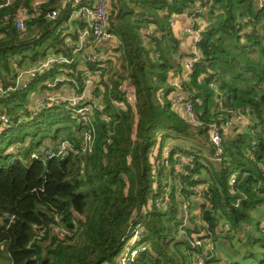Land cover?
Listing matches in <instances>:
<instances>
[{
	"label": "trees",
	"instance_id": "16d2710c",
	"mask_svg": "<svg viewBox=\"0 0 264 264\" xmlns=\"http://www.w3.org/2000/svg\"><path fill=\"white\" fill-rule=\"evenodd\" d=\"M31 1L0 6V82L5 89L16 87L19 68L51 51L71 55L58 32L69 12L54 20L47 16L59 0L43 3L42 14L29 19L24 31L16 28L14 19L5 18L23 3L30 7ZM115 2L110 27L121 41L123 71L113 75V87L103 92L107 119L92 114V150H84L88 124L73 119L63 105L36 115L31 109L30 101L36 100L29 94L61 75L59 67L0 96L12 121L0 131V249L7 244L10 258L5 262L0 257V264H119L118 255L138 225L145 230L135 245L147 248L127 264H189L190 256L204 249L193 248L189 237L207 229L216 248L221 236L248 225L258 228V236L249 238L264 242V221H252V211L264 205V10H258L254 0L216 1L220 13L212 14L205 31L203 62L182 84L201 123L195 124L168 98L173 90L169 73L182 66L170 17L184 12L190 0ZM167 6L169 12L158 16ZM244 15L250 16L253 32L242 40L237 24ZM152 22L158 29L146 41L142 31ZM126 76L136 87L137 104L121 109L115 101L124 100L119 86ZM226 109L243 111L247 123L223 133L219 154L210 125L227 127L232 114ZM174 137L199 143L192 148L174 145L167 167L161 163L164 144ZM46 139L52 142L44 144ZM65 140L73 147L56 155ZM157 148L159 165L152 160ZM190 156L193 162L184 163L186 172L180 171L178 163ZM198 185L204 186V195L196 190ZM165 196L171 203L168 209L158 205ZM217 257L215 251L209 261ZM257 264H264V257Z\"/></svg>",
	"mask_w": 264,
	"mask_h": 264
},
{
	"label": "built area",
	"instance_id": "2783aa9c",
	"mask_svg": "<svg viewBox=\"0 0 264 264\" xmlns=\"http://www.w3.org/2000/svg\"><path fill=\"white\" fill-rule=\"evenodd\" d=\"M14 0H6V3L0 4V6L7 5ZM48 0H32L30 7L26 4L20 5L14 12L7 13L5 18L7 20L14 19L16 28L21 32L26 29L27 21L33 17L37 18L42 14L41 5L46 3ZM128 4H131L133 0H126ZM172 3L174 0H168ZM217 0H190L187 6V12L189 15L186 17L187 25L184 27L183 32L186 39L190 42L189 55L185 58L183 63L182 80L183 82L189 81L191 74L198 63L203 62V51L201 44L204 41L205 31L208 27L206 22H202L200 17L206 11H218L215 8ZM111 0H59L56 7L47 12V16L50 19H58L61 16L62 11H68V18L59 28L58 32L62 34V37L66 41V44L71 48V55L64 53H54L51 51L47 56L37 59V61L31 66H24L18 69L16 87H9L5 89L0 85V96L6 94L8 90L16 89L17 87L25 88L29 82L34 78L43 74L44 72L51 70L55 67H59L62 74L58 75L53 80L45 81L43 86L44 93L40 94L39 97H34L36 102L33 104V113L36 115L43 109H47L53 105H63L70 113L71 117L78 118V121H84L88 124V129L85 132V145L84 150H92V135L89 133L94 130V121L92 114L99 112L102 118L107 119V115L104 112V101L103 92L106 88L113 87L112 78L107 75V70L110 68L106 62L105 51L99 50L98 44L101 41H106L109 45L112 43L114 46H120L121 41L117 34L110 27V8ZM254 5L258 10H264V0H254ZM169 6L165 7L161 12L168 13ZM175 14L171 15V22H176ZM78 22V23H77ZM79 23L82 25L79 26ZM237 28L242 34V40L245 34L253 32V26L250 21V16L244 15L239 19ZM154 33L153 30L143 29V38L148 41L150 34ZM161 36V35H160ZM158 53L157 55H159ZM83 65H79V63ZM81 76H86L88 81L80 83ZM100 83L101 87V101L96 100L92 95L89 87L91 83ZM72 88V93H63L65 86ZM211 87H216L212 82ZM120 90L124 94V100L115 101V104L121 109H126L127 105H131L134 108L137 104V92L136 87L132 83L130 77L126 76L122 79L120 84ZM164 92H159V96H163ZM168 98L172 101L173 105H183L186 117L195 124H201L198 121L197 113L194 109L192 100L183 91L182 86L180 88L173 89L169 94ZM219 107L225 110L223 101H219ZM232 114L227 127L216 122L210 126V139L219 147L218 153L222 152V141L223 133H226L233 128L235 125H242L246 121V116L243 111H236L233 109H226ZM0 131L2 128L11 126L12 121L7 112L3 111L0 113ZM230 127V128H229ZM68 147H73V144L65 140L61 143V146L56 151V155H63L67 153ZM49 155H54L53 150H46ZM159 149L157 148L153 154L152 160L156 165H159L158 158ZM164 157L161 163L165 166H169L168 160L169 150L164 152ZM32 157H38L37 154L33 153ZM221 160L220 157L216 158ZM193 162V157H184L177 168L186 172L184 169V163ZM232 183L235 182V178H232ZM204 186L198 185L196 190L199 194H205L203 192ZM160 207L168 209L171 205L168 196L161 197L158 203ZM148 209L152 208V202L148 204ZM189 219L185 220V223L181 227V232L186 233L184 227L188 225ZM222 230V228H220ZM145 230V227L138 225L130 233L128 242L124 249L118 255L119 264H127L133 261L135 257L144 251L146 245H135L140 239L141 234ZM65 233L61 230V234ZM212 232L207 229L201 233H195L189 237L190 243L193 248L202 246L203 252L201 254H195L190 256L189 264H212L209 259L212 257V253L216 251L215 240L212 237ZM209 236V237H203Z\"/></svg>",
	"mask_w": 264,
	"mask_h": 264
},
{
	"label": "crops",
	"instance_id": "0c3cea01",
	"mask_svg": "<svg viewBox=\"0 0 264 264\" xmlns=\"http://www.w3.org/2000/svg\"><path fill=\"white\" fill-rule=\"evenodd\" d=\"M115 1H117V0H111L110 8L112 7L111 4L113 5ZM216 7H217V3L215 5V8ZM158 12H159L158 16H163L165 14V13H162L161 10H158ZM216 13L217 14L220 13V10L217 11V12H215V11H206L205 13H203L201 15L200 20L202 22H206L208 24V26H209L211 24V21H212L211 20L212 14H216ZM175 15H176L175 16L176 22H174V23L171 22V17H170V22H171V25H172V30H173L175 36L177 37V39L179 41V49H180V52L182 54V59L181 60H182V65H183L184 60L189 55V50H190V42H189L188 39L185 38L184 32H183L184 27L187 25V19L188 18L186 16L189 15V13L187 12V6L185 7L184 12L176 13ZM144 28L148 29V30H153L155 32L158 29V25L156 23L152 22V23L145 24ZM158 35L162 36V34H160V33H158ZM97 48L99 50H103L104 49V51H105L106 49L109 48V44L106 41L103 40V41L99 42ZM118 49H119V47H118ZM122 71H123V67L121 68V70L113 69L112 72L107 73V75L111 77L112 75H115V73L122 72ZM181 75L182 74L179 71L178 72L177 71L176 72L170 71L169 78H168V84L173 89L180 88L182 86V84L184 83L183 80H182V76ZM81 82L84 83L85 81L82 79L80 81V83ZM68 86H65V88H64L65 90L62 91L63 93L64 92L65 93H72V88L70 89ZM97 87L99 88L98 90L96 89ZM42 89H43V86H39L38 92L36 90L34 93H32L31 97H36V98L39 97L40 94L44 93V90L42 91ZM89 90L91 91L92 95L96 98V100L101 101L100 100L101 99L100 83L94 82L92 87H89ZM93 93L94 94L97 93L99 96L96 97ZM34 103L32 102V104H34ZM174 107L177 109V111L182 116H186V112H185V109H184L183 105H179V106H175L174 105ZM252 219H253L252 220L253 221V225H255L256 223H258L260 221H264V205L261 206V207H258L257 209L252 211ZM248 226H245L242 230L238 229V230L235 231L236 237H246V238H243V242H244L243 244L244 245H247V242H249V237H247V234L251 235V232H250ZM225 237L228 238L229 235H223V236H221V238L218 239V242H217V246L218 247L217 248L219 249V251L217 253L218 254V257H217L218 262H216V263H218V264H229V263H233L235 261H241V262H245V263L257 264V261H259L260 258L259 259H256L254 257L251 258L249 254H244L243 256H234L233 254H229V252L225 249L224 246H222L223 244L221 243L223 240H225ZM260 257H262V256H260Z\"/></svg>",
	"mask_w": 264,
	"mask_h": 264
},
{
	"label": "rangeland",
	"instance_id": "374dc122",
	"mask_svg": "<svg viewBox=\"0 0 264 264\" xmlns=\"http://www.w3.org/2000/svg\"><path fill=\"white\" fill-rule=\"evenodd\" d=\"M116 5H118V2H114V4L112 5L111 4V9H112V12H115L116 11ZM218 10V8H217ZM219 11V10H218ZM216 12V11H215ZM217 14V13H216ZM78 23V22H77ZM116 33V32H115ZM117 34V33H116ZM118 36V35H117ZM66 43V41H65ZM119 47V46H118ZM117 46H114L112 43L109 45V48L105 50V58H106V62L109 64L110 68L107 70L108 73L112 72L113 69H119L121 70V68L123 67L122 64H123V59H122V49H118ZM179 61V58H176V62ZM79 65H83V63H79ZM182 71H183V65L181 66V70L179 69V72L182 74ZM178 72V71H177ZM117 74V73H115ZM80 78H82L85 83L86 81L88 80L86 76H81ZM82 84V82H81ZM0 85H2V83L0 82ZM92 83H91V87H92ZM97 90L99 89L98 87L96 88ZM96 91V90H95ZM40 94V93H39ZM94 94V93H93ZM29 95L32 96V94L30 93ZM96 97H98L99 95L96 93L94 94ZM40 96V95H39ZM34 98V97H32ZM30 106H31V109L33 107V104L31 103L30 101ZM7 106L3 105V104H0V113L3 111V110H7ZM30 109V110H31ZM22 110V109H20ZM19 110V111H20ZM22 112V111H20ZM245 123H247V120L245 121ZM1 124V123H0ZM1 126V125H0ZM52 141L51 140H45L44 141V144H50ZM199 143V140L196 139V138H186V137H180V138H173L172 140L170 139H167L165 141V144L164 146L166 147L164 152L166 150H169L170 148H172L174 145L176 146H185L186 148H192V147H195L197 144ZM43 144V145H44ZM30 145V138L28 137L27 141L25 142V147H29ZM43 145L41 147V149L43 148ZM26 148V149H27ZM85 217L84 216H81L80 217V220H84ZM249 227V230L251 232V235L253 234L255 237L258 236V233H257V230L258 228L256 226H248ZM244 231V230H243ZM255 234H254V233ZM234 233H230L229 237H225V240H223L221 243L223 244L222 246L225 247V249L229 252V254H233L234 256H243L244 254H249L251 258H256V259H261L263 256H264V242L263 241H260V240H256L253 239V238H249V242H247V245H244L243 243V238H246V237H236V235ZM180 236V235H179ZM182 237V236H180ZM179 237V238H180ZM247 237H249V235L247 234ZM179 240V239H178ZM176 241V240H175ZM219 249L216 248V254L218 253ZM258 256V257H257ZM262 256V257H260ZM0 257L3 258V261L5 262H9L10 261V258H9V252H8V245L7 244H4L2 246V248L0 249ZM218 262V260L214 261L212 264H218L216 263Z\"/></svg>",
	"mask_w": 264,
	"mask_h": 264
}]
</instances>
